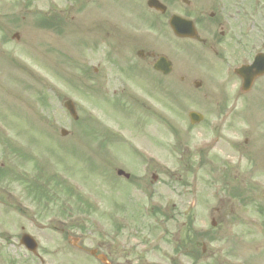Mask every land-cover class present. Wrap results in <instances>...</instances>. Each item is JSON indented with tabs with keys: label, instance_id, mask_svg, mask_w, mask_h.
Instances as JSON below:
<instances>
[{
	"label": "rangeland",
	"instance_id": "374dc122",
	"mask_svg": "<svg viewBox=\"0 0 264 264\" xmlns=\"http://www.w3.org/2000/svg\"><path fill=\"white\" fill-rule=\"evenodd\" d=\"M167 15L145 0H0V264H101L91 249L109 264H264V77L238 98L213 97L201 73L157 83L136 64L144 44L206 72ZM243 24L264 37L263 17Z\"/></svg>",
	"mask_w": 264,
	"mask_h": 264
},
{
	"label": "flooded vegetation",
	"instance_id": "af4514ba",
	"mask_svg": "<svg viewBox=\"0 0 264 264\" xmlns=\"http://www.w3.org/2000/svg\"><path fill=\"white\" fill-rule=\"evenodd\" d=\"M160 1L166 6V11L164 13L156 12L157 14L166 15L169 12L191 21L196 32L195 36L191 38L175 37V39L179 41V45L188 43L194 53L198 50L199 54L205 55L204 70L206 72L204 74L208 76L213 86H217L216 82H218L217 91H215L213 97H220L224 92L227 93L231 90L238 91V88H241L242 79L234 70L245 63L243 59L246 56V49L250 52L255 46H258L261 48L257 52H264V37L263 43H261V32L256 29L257 27L248 26L245 28L243 24L247 18H264V0ZM171 5H174V7ZM258 38L260 39L258 40ZM256 39L257 42H255ZM255 43L258 45H255ZM257 52L251 58L249 57L246 63L251 62ZM133 53L138 59L136 64H142L144 68H147L148 65L152 68L153 63L160 54L156 53L153 48L147 47L146 44L133 51ZM175 70L176 66H171L169 74L165 75L153 71L152 76L157 83L164 80L171 83V81L166 80V78L171 77L174 82L171 85L176 86L177 81L185 80L186 75L190 78L194 75L192 73L180 74V71L176 73ZM192 72L195 73L193 70ZM263 77L264 75L259 76L254 82ZM241 93L239 90L237 96Z\"/></svg>",
	"mask_w": 264,
	"mask_h": 264
},
{
	"label": "water",
	"instance_id": "95a60500",
	"mask_svg": "<svg viewBox=\"0 0 264 264\" xmlns=\"http://www.w3.org/2000/svg\"><path fill=\"white\" fill-rule=\"evenodd\" d=\"M147 4L149 6L157 7L156 0H148ZM170 26L172 27L175 34L180 36H191L193 34V30L191 28V25H189L187 22H185L183 19L171 17L170 19ZM154 68L157 70H160L163 73H167L169 69V62H167L164 58H160L154 65ZM237 73L243 77L244 80V87L247 89L254 77L261 75L264 73V54L259 55L256 57L254 62L250 66H246L243 69L237 71ZM65 107L69 110L70 114L76 118L75 110L70 101L65 102ZM190 121L197 122L201 118V115H198L194 112L189 113ZM61 134H65L64 130H61ZM118 173H122L121 171H118ZM21 242L26 245L28 248H33V245H31V242L29 239H26L25 236L22 237ZM91 254H94V251L90 252ZM100 260L103 261V258L101 256H98ZM105 263V262H103Z\"/></svg>",
	"mask_w": 264,
	"mask_h": 264
}]
</instances>
